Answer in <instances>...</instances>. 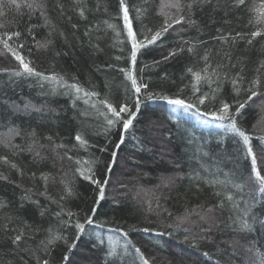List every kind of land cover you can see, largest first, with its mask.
<instances>
[{"label":"trees","instance_id":"trees-1","mask_svg":"<svg viewBox=\"0 0 264 264\" xmlns=\"http://www.w3.org/2000/svg\"><path fill=\"white\" fill-rule=\"evenodd\" d=\"M4 2L0 32H21V38L15 43L24 45L23 54L34 62L38 71L45 75L56 73L69 83L74 82L72 78L75 77L84 89L97 91L101 96L81 97L74 108L73 96L66 94L68 90L64 85L35 76H16L11 70L18 67V62L10 54L0 55V138L7 137L9 128L13 127L22 133L12 139L18 148L0 146V156L7 155L24 173L21 176L0 162V175L8 177L0 179V204L3 205L0 208V264H35L32 254L23 251L24 248L37 249L39 241L45 238V230L58 229L63 221L69 222L65 231L73 237L75 230L71 222L75 218L67 213L78 214L83 222L86 214L92 215L93 207L97 208L94 222L85 225L76 255L70 257L75 264H142L135 248L141 249L150 264H260L264 258V194L250 192L247 187L243 192L232 187L249 182L250 162L235 134L224 127L227 121L202 115L203 111L212 110L213 105H198L201 113H197L195 109L173 106L159 99V95L179 94L194 102L191 90L194 81L187 68H203L202 56L206 52L213 68L217 64L229 65L223 55L228 52L232 66L219 69L227 72V76L211 84L201 81L199 87L205 93L219 87L218 98L233 104V110L235 100H246V92L237 95L232 79L239 73L244 81L257 76L264 81V67H261L264 65V36L257 37L251 46L239 39L234 44L231 40L225 44L214 37L229 32L234 37L236 32L264 31V23H257V13L248 11L253 4L259 5L264 0H246V6L240 9L230 7L231 0H212L211 4H204L191 14L195 27L174 25L155 44L140 50L135 74L149 84V90L157 93V98L144 99L119 149L114 147L120 137L119 130L106 134L103 117L92 107L95 103L104 111L100 99L107 97L110 102L117 103L132 95L127 91L130 81L120 72L121 68L131 66L128 59L131 45L126 39L118 0H79V3L77 0H46L43 15L41 9L23 6V0H18L21 4L18 9L10 6L8 0ZM126 3L138 37L142 30L160 25L162 0H126ZM58 4L63 5L62 10ZM81 7L85 9L83 17L78 12ZM137 9L142 10L141 14H137ZM45 17L50 23H45ZM249 19L253 21L251 25ZM108 24L116 28H109ZM46 40L52 41L47 49L37 47V42ZM192 45L196 46L195 54L187 51ZM180 48L185 51L164 59L170 51ZM157 61L159 63H154ZM127 102L131 104L130 100ZM25 104L32 107L25 110ZM237 121L253 134L254 149L264 143L259 139L264 137V97H254L241 110ZM32 130L44 145L38 149L42 159L35 156V149L33 152L27 150L32 139L28 133ZM77 131L88 139V147H79L74 139ZM48 136L53 137L55 143L67 145L68 155L74 159L96 161L97 176L104 172L109 179L105 200L94 203L96 186L73 175L76 165L67 158H58V155H65V150L54 151ZM105 148L107 151L102 150ZM113 151L117 153L114 162ZM33 172L36 173L34 178L30 175ZM41 172L55 177V182L49 181L44 195L41 194L45 192L44 182L39 178ZM168 178H175L174 182L166 183ZM214 178L231 181L228 187L234 194L239 193L236 200L241 209L251 203L253 219L257 221L252 232L246 235L237 232L229 218L238 219L237 210L226 206L223 211L216 208L212 214L219 224L218 228L213 226L212 240L194 239L211 223L200 220L195 214L197 206L202 205L206 211L219 200L214 193L220 187L213 188L205 183ZM61 179L72 183L73 195H65ZM185 210L193 212L191 220L196 223L176 222L175 218ZM42 211L43 216L40 215ZM57 212L61 213L59 217L55 215ZM25 223L40 231L34 234V239L17 247L10 238L18 234L19 228L33 235ZM13 228L17 232H13ZM110 237L120 240L114 248ZM113 249L115 254L109 255ZM122 249H126L125 260L116 255V252L122 254ZM204 252L209 255H203ZM62 254H66L62 244L52 248L50 264H60ZM36 255H43L42 250Z\"/></svg>","mask_w":264,"mask_h":264},{"label":"snow or ice","instance_id":"snow-or-ice-1","mask_svg":"<svg viewBox=\"0 0 264 264\" xmlns=\"http://www.w3.org/2000/svg\"><path fill=\"white\" fill-rule=\"evenodd\" d=\"M79 3V0H77ZM212 0H168L167 3H164L162 0L161 3V14L163 19L158 27L155 29L148 28L142 30L139 37L137 32L133 28L132 20L129 15V7L126 3V0H118L119 11L122 13V19L124 22V28L126 29L127 36L126 39L130 42L129 49V57L130 67L121 68L120 72L126 76V79L130 81V85L127 88V91H131L132 95L127 97L124 102L113 103L105 97L99 100V104L103 107L104 111H100L99 108L96 107V104L93 103L92 107L96 109L98 115L103 117L104 120V132L110 133L114 129L119 130L120 137L118 142L114 145L116 149H119L121 145L125 141V134L129 132V130L133 127V121L136 119L137 114L143 104L144 99L152 100L157 98V93L149 90V84L144 82L141 79H138L135 74V64L137 60V54L141 49L147 48L149 45L155 44L164 33H167L170 28H173L174 25H183L188 24L191 27L196 26L195 20L190 19L191 14H193L194 10L202 7L204 4H211ZM8 3L12 7H16L17 9L21 7V4L18 3V0H8ZM23 6H26L29 9H41V15L44 14V9L47 7L46 0H23ZM61 10L63 9L62 4L57 5ZM246 6V0H231L230 7L235 9H240ZM5 7L4 0H0V15H3V9ZM168 9V11H165ZM249 12L257 13V23H264V3L259 5L253 4V6L248 8ZM79 15L83 17L85 15L84 8H78ZM142 10L137 9V14H141ZM70 19V18H69ZM45 23H50L45 17ZM107 23V22H106ZM227 23V22H226ZM248 23L251 25L253 21L249 19ZM3 27V25H0ZM75 28L76 25H73ZM109 28L115 29L116 25L108 24ZM31 31V30H29ZM21 32L17 30H8L0 32V55L10 54L15 61L18 62V67L12 69L14 75L16 76H35L37 78L43 80H50L57 85H64V87L68 90L66 94L72 95V106L76 107V101L81 97L84 98H97L100 97L101 94L97 91H88L82 87V85L76 81V78L73 77L72 83H69L63 76H60L56 73H52L51 75H45V73L38 71L34 66V62L31 59H28L23 54L24 45L22 43H15L21 38ZM87 35V32H86ZM119 35V33H117ZM264 36V31L257 29L250 32H236L233 37L229 32L227 35L221 34L214 39L223 41L225 44H228L229 41L234 44L238 39L244 40L245 43L249 46L253 44V41L257 37ZM52 43L51 40H46L43 42H37L38 48L47 49L48 46ZM200 43H203L201 41ZM97 50H99L98 45L95 46ZM195 45H192L187 48L189 53L195 54ZM184 48H180L177 50H173L169 52V55L164 59L167 60L170 57H174L178 54V52H184ZM224 58L229 61V65L222 66L217 64L215 68L208 63L210 57L206 52L202 56V60L205 62L203 68L194 70L193 67H188L187 72L191 74L193 78V83L191 85V90L194 97V102H190L189 99L182 97L179 94H176L172 97L167 95L160 94L159 99L166 100L169 104L173 106H180L187 109H195L197 113H201V108L199 106H205L206 104L213 105L212 110H206L202 112L204 117H211L213 120L217 121H227V124L224 125L226 129L235 134V137L238 140V143L242 146L245 154V158L250 162L249 164V182L248 184H233L232 187L239 189L240 192H243L244 188H248L250 192L259 191L264 194V143L259 144L257 148L254 149L253 146V134L249 133L246 129L241 127L238 124L237 117L241 114V110L246 107V105L253 100L254 97H264V81L261 80L259 76L255 77L250 81H244V78L240 76L239 73L236 74V77L232 79V84L236 89L237 95L240 94L241 91L246 92L247 98L243 102L240 100H235L233 103L235 108L233 110V104H230L226 100L219 99L217 93L220 91L219 87L211 93H205L201 91L199 87L201 81L205 83L211 84L219 81L222 76H227V72H221L219 69L221 67H229L231 65V55L228 52L223 53ZM117 60L121 59V57H116ZM154 63H159L154 62ZM112 67V65H109ZM264 67V65H261ZM167 74L165 73V78ZM187 87V86H186ZM181 92L183 89L180 90ZM131 101V104L127 101ZM87 103L88 100L86 99ZM199 105V106H198ZM218 105V106H217ZM31 104H25L24 109L27 110L31 108ZM40 109H37L39 111ZM87 115V113H85ZM9 135L5 138H0V146H3L7 149H16L17 145L12 143V139L15 136H20L21 130L17 128H9ZM28 135L31 136V143L29 144L27 150L29 152H33L35 149V156L41 157L39 148H43L44 145L39 143V139L37 138V133L35 130H32ZM47 139L54 144V151L64 149L65 155L59 156V159L67 158L76 165L73 170V175H78L82 177L84 180L89 181L91 184L96 186L97 190V199L94 201L95 204H98L100 201L105 200V188L109 184V179L107 178L104 172H101L100 176H97L96 173V161L95 160H82L78 158H73L68 155V146L63 143H55L53 141V137L48 136ZM75 141L78 143L79 147L86 148L89 146L88 139L85 138V135L77 131L74 137ZM259 139L264 140V137H260ZM103 151H107V149H102ZM117 156L116 151L111 153L112 161H115ZM0 162L7 164L11 169L16 170L21 176L24 175L23 170L16 164L14 161L9 160L7 155L0 156ZM108 172L111 171V168L107 169ZM31 177H35L36 173L33 172L30 174ZM44 182L45 192L41 193L42 195L47 194L48 183L51 180L55 182V177L51 176V174L41 172L39 177ZM0 179L7 180V176L0 175ZM175 178H168L166 183H173ZM61 184L64 185L65 195L71 196L73 195V186L72 183L68 180L61 179ZM209 186L213 188L220 187V190L215 191V195L219 198L218 203L211 208H208L206 211L203 209L202 205H198V211L195 212L197 216H199L200 220H208L211 221L209 226L202 228L201 235L199 237H194V239L203 240L205 242L212 240V231L213 226L219 227V224L216 222V218L212 215L216 208H219L221 211L225 210L226 206L230 210H237L238 219L235 217H229L232 219V224L235 225V230L239 233L248 234L254 230V224L257 222L253 219L254 212L252 211L251 203H248L246 207L243 209L240 208V204L236 200V196L239 193H233L228 185L231 183L227 178L225 180L219 179H211L205 180ZM199 188V184H197ZM27 196V192H26ZM51 199V197H49ZM64 197H61L63 200ZM35 203L38 204V201ZM59 203V202H57ZM3 205L0 204V208ZM63 206L61 205V211H63ZM92 215H85L83 222L78 218V214L69 211L67 214L70 218H75L74 221L71 222V227L75 230V235L73 237H69L66 234L65 229L67 228L69 222L63 221L62 226L58 229H53L49 227L45 230L46 235L45 238L39 241L37 249L24 248L23 251L30 252L35 259V264H50L51 259V249L58 246V244H62L66 249V254H62L60 264H75V262L70 258L76 255V249L78 248V242L81 239V234L85 232V225L92 224L93 216L95 215L97 208H91ZM203 212V214H201ZM60 212L55 213L57 217L60 216ZM41 216L44 215L42 211L40 213ZM171 215V214H169ZM193 215L192 211L185 210V213L181 216H177L176 222L178 224L183 223H196L191 220ZM222 223V221H221ZM25 227L29 228L32 231L33 235H28L24 228H19L18 234L12 236L11 243L17 247L20 246L21 243L34 239V234L39 232L40 229H32L30 225L25 223ZM103 227V224L100 225ZM13 232H17L16 228L12 229ZM117 231H121L117 229ZM145 232L150 231V229H144ZM125 236L128 235L127 232L124 233ZM187 239V237H186ZM103 243V240L100 241ZM195 246V245H194ZM42 250L43 255H36L37 251ZM114 249L112 252H109V255L114 254ZM135 252L139 254V259L142 264H150V261L144 256L143 252L140 248H135ZM203 255L208 256L207 252H204ZM260 264H264V258L261 259Z\"/></svg>","mask_w":264,"mask_h":264},{"label":"rangeland","instance_id":"rangeland-1","mask_svg":"<svg viewBox=\"0 0 264 264\" xmlns=\"http://www.w3.org/2000/svg\"><path fill=\"white\" fill-rule=\"evenodd\" d=\"M111 236V235H110ZM110 241L112 242V245H113V248H114V244L115 243H117L118 244V242H120V240L118 239V238H116V237H110ZM122 244H124V243H122ZM123 250V253L122 254H118L117 252H116V255L119 257V259L120 260H125L124 258H125V251H126V249H122ZM122 252V251H121ZM115 254V253H114Z\"/></svg>","mask_w":264,"mask_h":264}]
</instances>
